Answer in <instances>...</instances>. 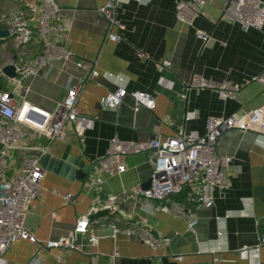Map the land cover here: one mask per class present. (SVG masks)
<instances>
[{"label":"crops","instance_id":"1","mask_svg":"<svg viewBox=\"0 0 264 264\" xmlns=\"http://www.w3.org/2000/svg\"><path fill=\"white\" fill-rule=\"evenodd\" d=\"M53 1L67 27L59 40L73 57L54 64L48 78L27 80L24 100L40 111L51 112L64 99L67 86L81 80L83 89L75 108L91 123L83 129L82 142L75 125H70L62 140L48 147L51 163L43 166L41 195L32 201L23 221L24 228L43 242L68 235L77 219L87 216L96 198L119 194L149 180L147 153L124 157L121 174L97 171L110 139L147 141L182 132L203 136L209 116L264 107V88L253 81L264 68V27L244 31L222 20L224 0H205L191 27L176 21L175 0H118L115 16L124 27L118 42L107 38L108 24L97 11L104 0ZM23 8L22 1L0 0V13ZM196 30L210 36L205 45L197 39ZM6 41H2V54L14 55L10 40ZM94 71L98 76L92 77ZM114 75L124 77L128 93L151 95L153 108L134 111L128 96L115 109L102 106L100 100L119 88ZM193 75L235 84L239 88L236 98L222 101L210 90L187 93L184 87ZM37 142L46 144L44 139ZM215 152L232 158L229 188L212 192L210 208L195 205L189 209L198 218L194 233L187 231L183 217L155 212L140 202L119 206L122 217L145 225L158 237L169 238L166 248L152 250L122 234L112 240L109 227L90 226V233L99 237L96 245L82 235L75 241L78 250L72 251L43 249L19 240L5 254V264H264V246L257 254L239 253L241 247L254 245L264 234V134L228 131L217 140ZM82 169L86 176L77 178ZM65 194L72 195L73 204L63 200ZM115 250L119 257L112 260L108 255Z\"/></svg>","mask_w":264,"mask_h":264},{"label":"built area","instance_id":"2","mask_svg":"<svg viewBox=\"0 0 264 264\" xmlns=\"http://www.w3.org/2000/svg\"><path fill=\"white\" fill-rule=\"evenodd\" d=\"M22 1L23 9L0 13V24L7 31L10 48L14 55L4 53L6 61L0 63V264H5V254L10 246L25 240L48 250H78L77 236H86L89 244L96 245L99 237L90 233V226H107L109 237L115 240L122 234L135 237L152 250L166 248L170 239L158 237L145 225L135 223L119 214V206L127 201L140 202L155 212L173 217H183L187 231L194 233L198 218L181 203L171 200V196L187 189L190 202L203 208L214 203L212 192L229 188L228 173L232 158L215 152L216 141L226 132L236 130L243 133L264 134V107L249 111H239L228 116H209L205 121V134L179 133L175 137L161 139L153 137L147 141H124L112 138L108 149L97 162V171L110 176L125 171L123 158L147 153L151 167L149 187L142 185L123 190L116 195L96 198L87 216L77 219L72 231L56 240L39 241L32 232L23 226L33 200L41 195V182L44 176L42 158L47 154L51 143L61 141L65 127L75 125L78 136L83 141V129L91 123L80 116L76 104L83 89V82L69 84L64 99L58 102L51 112H43L24 100L27 88L24 83L36 77L48 78L54 64L72 59L73 53L59 40L67 32L60 8L53 0H14ZM118 0H104L97 9L106 20L109 32L107 38L113 42L121 41L120 32L124 29L116 19L115 9ZM205 0H175V19L184 26H193L201 15ZM222 20L238 25L242 30H261L264 27V1L224 0ZM197 39L205 45L210 36L196 30ZM6 40V39H5ZM0 38V51L5 47ZM29 47V48H28ZM29 54V52H32ZM13 66L14 77L3 73V68ZM81 67V63H76ZM98 76L92 72V77ZM118 90L100 100L102 106L115 109L125 97L134 102V111L139 107L151 110L154 98L143 92L128 93L124 87V77L114 75ZM264 88V68L253 78ZM192 90L214 91L222 101L236 98L238 87L228 81L214 82L199 75H193L184 87ZM38 139H44L41 145ZM34 141V142H33ZM95 183L98 185L100 179ZM58 194L56 191L54 192ZM63 200L73 204L72 195L65 194ZM264 246V234L259 235L252 246L239 249L242 256L257 254ZM109 258L119 257L117 250ZM57 261H62L59 254ZM180 260V256H174ZM216 262L220 259L216 258Z\"/></svg>","mask_w":264,"mask_h":264},{"label":"water","instance_id":"3","mask_svg":"<svg viewBox=\"0 0 264 264\" xmlns=\"http://www.w3.org/2000/svg\"><path fill=\"white\" fill-rule=\"evenodd\" d=\"M9 37V35H8V33H7V31H5V30H0V38L2 39V40H5V39H7ZM3 73L4 74H6L7 76H9V77H14V68H13V66H6V67H4L3 68ZM216 143H217V141H216ZM50 159V157H49V155H45L43 158H42V160H41V164L44 166V165H46V163L48 162V163H51V160H49ZM77 178H84L86 175L83 173V169L80 171V173H77L76 175H75ZM149 180L148 181H146L143 185H142V187H144V188H148L149 187Z\"/></svg>","mask_w":264,"mask_h":264},{"label":"trees","instance_id":"4","mask_svg":"<svg viewBox=\"0 0 264 264\" xmlns=\"http://www.w3.org/2000/svg\"><path fill=\"white\" fill-rule=\"evenodd\" d=\"M2 27L3 26L0 24V28ZM171 200L183 204L187 210L194 206L193 203L190 202V195L187 189H183L179 193L172 195Z\"/></svg>","mask_w":264,"mask_h":264},{"label":"rangeland","instance_id":"5","mask_svg":"<svg viewBox=\"0 0 264 264\" xmlns=\"http://www.w3.org/2000/svg\"><path fill=\"white\" fill-rule=\"evenodd\" d=\"M8 39H7V43H8ZM3 52H1L0 51V63H4L5 61H6V57L10 54V53H8V55L7 56H5L4 54H2Z\"/></svg>","mask_w":264,"mask_h":264}]
</instances>
